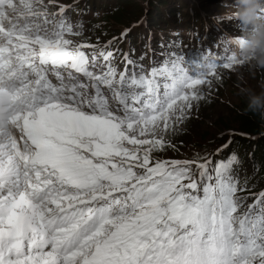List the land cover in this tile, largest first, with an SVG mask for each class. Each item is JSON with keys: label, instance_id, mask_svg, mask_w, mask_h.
<instances>
[{"label": "snow or ice", "instance_id": "1", "mask_svg": "<svg viewBox=\"0 0 264 264\" xmlns=\"http://www.w3.org/2000/svg\"><path fill=\"white\" fill-rule=\"evenodd\" d=\"M72 7L0 0V264H264V190L238 195L235 154L154 155L217 69L246 62L125 54L119 71L117 38L75 39Z\"/></svg>", "mask_w": 264, "mask_h": 264}, {"label": "rangeland", "instance_id": "2", "mask_svg": "<svg viewBox=\"0 0 264 264\" xmlns=\"http://www.w3.org/2000/svg\"><path fill=\"white\" fill-rule=\"evenodd\" d=\"M130 1L134 3L130 4ZM60 2L73 5L65 15L74 24L81 22L84 25L88 20H97L98 23V19L105 15L103 13L104 4H110L111 0H60ZM99 2L101 3L100 8H98ZM233 3L234 0H159V5H165L161 6L163 11L167 9L171 14V17L162 18L165 24H162L160 28L163 27L162 30L171 34L175 33L176 42L181 40V44L179 43L181 48L182 44L186 45L185 50L182 48L181 54L183 57L186 56L185 60L189 63H199L203 56L209 52L223 56L229 47L218 44V41L225 34L240 35L241 26L235 19L216 23L213 17L222 15ZM91 5L94 7L93 11L89 9ZM84 6L89 10L86 12V16H82L85 18L83 22L80 17H77V13L78 9ZM119 6L124 8L123 14L118 19L104 20L106 24H102L100 29L104 32L103 34L92 35L95 32H88L85 29L83 36L75 39L80 42L104 45L116 37L117 40L111 45V50L114 51L116 48L118 51L112 63H116L118 54L123 53L122 60L119 62L121 64L118 68L119 71L125 70V54H128L129 58L137 66H142L145 71L149 70L154 62L157 64L165 62L161 60V56L167 58L170 54L172 43L167 38L170 36L160 35L155 44L151 43V39L158 35L151 29L154 26V17L152 16L157 14L155 4L151 0H127L125 2L121 0ZM151 24L152 26H148ZM189 24L194 28L193 33L184 30ZM125 29H130V32L126 37H122L121 33ZM184 37L186 41L183 40ZM161 38L162 40H160ZM192 38L195 40V45L192 54L189 55ZM140 40L144 41L142 50H138L141 55L145 56L143 63L139 60L140 58L130 54L134 53L133 48L138 46ZM158 43L160 44L158 45ZM155 45L157 48L153 47ZM158 48L163 49L164 53L157 50ZM86 51L91 50L86 49ZM128 70L132 71V66L129 65ZM217 73L220 76L219 81L216 77H212L211 88L203 87L205 95L199 102H194L188 118L176 125L174 132L167 134L166 139L170 140L174 147H167L163 152L155 153V156L161 159L192 160L197 158L198 154L199 157L206 156L215 163L222 158L234 141L238 139L240 141L253 140L259 136L261 132L253 134L241 128V118L246 114L247 105L246 95L241 92V89L256 93L264 91V70L253 69L246 62L234 70H225L220 67L217 69ZM258 116L254 114L252 118ZM225 145L228 146L225 148ZM218 149L223 150L217 155ZM255 173L253 172V178L256 177ZM252 177L249 178V181L252 180Z\"/></svg>", "mask_w": 264, "mask_h": 264}, {"label": "trees", "instance_id": "3", "mask_svg": "<svg viewBox=\"0 0 264 264\" xmlns=\"http://www.w3.org/2000/svg\"><path fill=\"white\" fill-rule=\"evenodd\" d=\"M120 1L121 0H111L110 4L109 3L104 4L103 13H105V15L102 18L98 19V23H97V20H88L86 22V24L83 25L84 26L83 30L87 29L88 32H95L92 35L103 34L104 32L100 31V29H101L102 24H106V22L104 20H108L109 18L118 19L120 17V15L123 14L124 8L119 6ZM122 1L125 2L127 0H122ZM151 2L155 4L156 9H157V14L152 16V17H154V24H153L154 26H152V24L148 25V26H152L151 27L152 31H155L158 34V35H155L153 37V39H151V43L155 44V42L157 41V38L160 35L170 36V37H167V38H169V41L172 43L170 53L176 52V53L181 54L182 48L185 50L186 45L182 44V48H181L179 45L181 40L178 43L176 42V35H174L175 33L171 34L168 31L162 30V28H160L162 24H165V21H163L162 18L171 17V14L169 13L170 11L167 9L165 11H163L161 6H165V5H159L158 4L159 0H151ZM131 3H134V2L130 1V4ZM100 5H101V3L99 2L98 8H100ZM135 5H137V4H135ZM93 8L94 7L91 5L89 8L90 11H93ZM89 9L86 8L85 6L78 9V13H77L78 16L77 17H80L81 20L84 22L85 18H83V17L86 16V14H87L86 12ZM192 16L193 15H191V17ZM184 30L190 31L191 33L194 32V28L190 24ZM162 38L160 40H162ZM183 40L186 41V38L184 37ZM159 44L160 43H158V45ZM127 45H128V42H127L126 46ZM143 45H144V41L140 40L138 42V46L133 48L134 53L133 52L130 53L132 56L140 58L142 63H143V59H145L144 58L145 56L141 55L138 50H140L143 47ZM190 45H192V46L190 47L191 50L189 52V55H191L193 52V47L195 45L194 38L191 39ZM119 47H120V45H119ZM153 47L157 48V45H155ZM157 50H160L162 53H164L163 49H161V48H158ZM114 53H115V55H117V49L116 48H114ZM126 53H127V50H126ZM122 54L123 53L118 54L119 56H117L116 63L113 64L117 69L121 65L119 62H121V60H122ZM161 60L165 61L166 58L164 56H161ZM252 115H254V114H252L250 112H246V114L241 118V128H242V130H248L249 132H251L253 134H258L261 132L259 134V136L253 140L240 141L238 139V140L234 141V143H231L232 146L229 147L228 150L223 154L222 158H220V160L221 159H227L228 157H230L233 154L236 155L238 163L235 166L234 175L237 177L238 180L240 179L239 185L242 187L246 186V189H247V191H245V192L238 193V195H241V196H250V194H252V193H258L259 191L264 190V132H262L264 130V120H261V118L259 116L257 118H252ZM253 172H256L255 173L256 177L253 178L254 183H253L252 187L249 188V183L247 182V180L249 177L252 176ZM251 203H252V200L248 199L246 201V203L244 204L243 208L246 205L251 204ZM241 211H243V209H241Z\"/></svg>", "mask_w": 264, "mask_h": 264}, {"label": "clouds", "instance_id": "4", "mask_svg": "<svg viewBox=\"0 0 264 264\" xmlns=\"http://www.w3.org/2000/svg\"><path fill=\"white\" fill-rule=\"evenodd\" d=\"M228 19L239 21L240 35L225 34L218 44L234 48L237 59L242 58L253 69L264 70V0H234L227 11L213 17L216 23ZM241 92L247 98L245 111L264 120V91L256 93L241 89Z\"/></svg>", "mask_w": 264, "mask_h": 264}, {"label": "bare ground", "instance_id": "5", "mask_svg": "<svg viewBox=\"0 0 264 264\" xmlns=\"http://www.w3.org/2000/svg\"><path fill=\"white\" fill-rule=\"evenodd\" d=\"M161 8V7H160ZM163 28V27H162ZM160 29V28H159ZM140 60V59H139ZM142 62V61H141ZM204 102V101H203ZM177 132V131H176ZM182 132H184V131H182ZM179 133V132H178ZM174 135H175V133H174ZM174 139V138H173ZM176 141V140H175ZM176 146V145H175ZM179 146V145H178ZM182 146V145H181ZM180 147V146H179ZM172 149V148H171ZM189 149V148H188ZM174 151V150H173ZM163 152V151H162Z\"/></svg>", "mask_w": 264, "mask_h": 264}]
</instances>
